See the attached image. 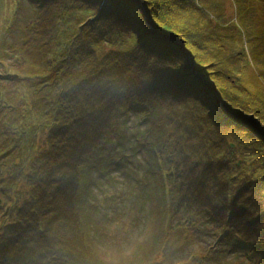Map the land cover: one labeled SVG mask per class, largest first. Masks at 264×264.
<instances>
[{
	"label": "trees",
	"instance_id": "16d2710c",
	"mask_svg": "<svg viewBox=\"0 0 264 264\" xmlns=\"http://www.w3.org/2000/svg\"><path fill=\"white\" fill-rule=\"evenodd\" d=\"M203 5L218 23L205 21ZM221 20L214 0H0V264H21L18 256L39 264L40 253L41 264H65L87 254L73 209V195L86 198L81 165L118 116L150 127L155 107L170 99V123L156 124L160 194L170 196L165 234L206 218L247 262L264 264V130L241 116L264 124V103L229 81L249 57L240 28ZM245 32L264 81V31ZM167 33L196 60L197 76L174 42H162Z\"/></svg>",
	"mask_w": 264,
	"mask_h": 264
},
{
	"label": "rangeland",
	"instance_id": "374dc122",
	"mask_svg": "<svg viewBox=\"0 0 264 264\" xmlns=\"http://www.w3.org/2000/svg\"><path fill=\"white\" fill-rule=\"evenodd\" d=\"M214 2L218 6V14H222L220 23L228 24L231 30L236 26L240 28L245 53L249 57L247 64L236 68L228 79L230 82L236 80L239 85H244L254 93L258 92L260 97H257L264 103V81L256 71L254 59L250 58L245 32V27L252 29L255 25L264 31V0H239L242 10L235 0H214ZM137 5L143 17L139 20L144 26L147 24L146 7L144 3L138 1ZM203 7L209 17V20L205 18V21L218 23L217 17H213L211 12L214 9L210 5ZM248 23L252 27H249ZM161 37L164 40L162 42L167 40L174 42V46L177 50L178 47L180 48L185 59L196 64V60H193L191 54L182 50L183 47L171 34H161ZM190 66L189 76L194 77L200 69L191 64ZM149 74L151 73L144 71L145 78ZM166 74H169V70ZM209 84L210 90L215 93V87L210 82ZM214 95L218 100L219 95ZM175 104L176 102L170 99L161 102L159 105L162 106L161 111L158 110L159 106L155 107L152 114L153 119L158 122L150 127H147L150 123L137 122L139 127L136 128L132 117L128 119L125 115L118 116L108 133L109 140L81 165L82 194L85 193L86 198L80 199L73 195L74 206H72L77 213L74 217L77 216V220H81L80 224H82V227L77 226V233L81 229L86 233L82 239L87 240L89 245L87 248L90 252H86L90 253V257H87L83 250L79 257L72 258L65 264H250L243 257L242 251L235 250L224 235L215 233L206 218L202 221H193L189 225H184L185 227H174L167 235L164 232L168 227L162 224V219L169 221L164 208L169 203L170 196L166 194L162 199L160 194L161 184L157 173L164 159V154L160 153L162 150L160 135L163 128L156 124L170 123L164 115L169 113ZM224 109L227 112V109ZM156 112L158 113L156 118L159 117L157 120L154 118ZM175 117L176 114L174 119ZM247 117L251 121H246L260 131L264 130V124L259 123V125L254 118ZM169 119H173L172 114ZM214 135L220 136L216 132ZM121 149L126 152L122 156L123 163L119 161ZM68 150L69 148H65L64 154ZM154 158L157 159L154 161ZM171 222L175 225L176 218ZM40 250L42 246L38 249ZM143 251L151 255L145 257ZM40 255V258L39 254L37 256L39 264L42 263L41 260H45L43 253ZM27 259L18 256L21 264Z\"/></svg>",
	"mask_w": 264,
	"mask_h": 264
},
{
	"label": "water",
	"instance_id": "95a60500",
	"mask_svg": "<svg viewBox=\"0 0 264 264\" xmlns=\"http://www.w3.org/2000/svg\"><path fill=\"white\" fill-rule=\"evenodd\" d=\"M140 2V1H139ZM227 109V111L229 112V113H231V114H237L235 111H232L231 109H228V108H226ZM241 116L243 117V118H246L247 120H250L247 116H244V115H242L241 114ZM251 121V120H250ZM263 165H264V154H263ZM261 180L262 181H264V173H263V175L261 176Z\"/></svg>",
	"mask_w": 264,
	"mask_h": 264
},
{
	"label": "bare ground",
	"instance_id": "6f19581e",
	"mask_svg": "<svg viewBox=\"0 0 264 264\" xmlns=\"http://www.w3.org/2000/svg\"><path fill=\"white\" fill-rule=\"evenodd\" d=\"M195 76H197V75H195ZM208 85V84H207ZM209 86V85H208ZM243 118V117H242ZM245 120H247L246 118H244ZM249 121V120H248Z\"/></svg>",
	"mask_w": 264,
	"mask_h": 264
}]
</instances>
